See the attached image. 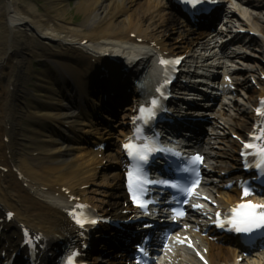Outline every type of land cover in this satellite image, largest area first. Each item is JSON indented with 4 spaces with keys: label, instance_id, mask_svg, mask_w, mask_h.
I'll list each match as a JSON object with an SVG mask.
<instances>
[{
    "label": "bare ground",
    "instance_id": "6f19581e",
    "mask_svg": "<svg viewBox=\"0 0 264 264\" xmlns=\"http://www.w3.org/2000/svg\"><path fill=\"white\" fill-rule=\"evenodd\" d=\"M45 1L41 12L34 0H0V162L14 165L4 177L0 171V178L13 181L22 191H27V211L19 216L31 213L38 226L56 238L69 231L65 208L76 203L78 197L94 203L102 214L118 212L125 195L121 173L110 168L118 162V152L106 151L101 158L97 157L98 152L93 149L97 138L89 140L86 134L98 133L99 125L91 120L89 112L79 105L73 106L66 97L69 91L82 89V78L73 87L62 90L58 78L53 75H86L87 69L69 71L70 65L87 63L91 68L107 53L121 59L135 48L148 55L178 52L200 41L184 27L182 33L170 40L174 24H180L165 0H161L163 8L170 14L157 10L158 0H75L74 8L82 15L79 24L64 22L67 0ZM239 4L252 22L264 28V0H240ZM179 36L181 39L177 41ZM33 57L49 61L51 68L42 73L32 71ZM135 57L138 56L134 55L132 60ZM243 58L257 64L264 55L258 53ZM127 65L132 70L137 66ZM256 77H259V66H251L244 74L249 90L254 93L257 91L251 84ZM113 79L115 77L106 80L105 85H110ZM77 98L82 101V96ZM249 98L238 97L226 111L221 106L218 114L221 129L205 144L217 143L213 154L223 166L235 159L233 151L238 147L229 133H242L245 128V123L236 120L234 114L241 113L250 121L255 118V97ZM131 115L132 112L128 117ZM125 124L129 122L125 121L117 136L127 134ZM75 128L82 133L75 132ZM105 158L109 163L107 168L101 164ZM214 181L218 182L210 180L211 184L205 187L212 194L223 187L222 183ZM87 183L95 186L82 189ZM102 185L110 188L102 190ZM110 185L119 187V191ZM101 193L104 197L99 195ZM223 195L221 203L226 206L229 199L238 200L240 194L233 190ZM72 196L74 200L71 201ZM105 196L117 200L111 202ZM205 240L214 264H239L235 262L238 255L235 247L221 244V238L216 243ZM248 257L246 264H264V251ZM171 264H178L176 258Z\"/></svg>",
    "mask_w": 264,
    "mask_h": 264
},
{
    "label": "snow or ice",
    "instance_id": "6c2138e0",
    "mask_svg": "<svg viewBox=\"0 0 264 264\" xmlns=\"http://www.w3.org/2000/svg\"><path fill=\"white\" fill-rule=\"evenodd\" d=\"M192 8L200 3H206L208 0H184ZM199 11V9H197ZM160 63L164 66H168L171 61L161 59ZM179 63V58L175 61ZM166 90V84L161 85L157 89L160 96H164ZM150 107H143L140 109V113L137 118V131L136 135L132 138L131 142L124 145L126 153L130 157L132 167L127 171V181H128V191L130 194V199L141 209H146L148 203L151 201L146 199L147 191L146 186L160 185L163 187L178 190L185 195V197H194L196 194V189L199 187L200 177L198 172V167L203 165V157L199 154H195L190 158L185 160V163L189 167H185V172H191L196 175L197 179L191 183V185H182L180 182H173L171 180H153L148 175V165L154 161L157 154H171L172 156L179 157L180 154L174 152L172 149L164 148L160 141L158 140V134H153L152 136L146 135V128L141 127L149 126L152 121L157 118L158 111L163 107L160 99L153 98L150 101ZM258 115L264 117V108L258 110ZM139 138L140 142H137ZM254 142L247 143L245 145L246 151L244 153L245 159H249V153H255L258 163V170L264 173V144L255 143V141L264 140V131L260 132L259 135L253 136L251 138ZM249 170H252L249 167ZM244 196L250 195L249 188H243ZM203 199H207L204 197ZM80 209L85 210L81 212H72L71 215L75 219V222L79 225L81 229H84L86 225L96 224L95 219H89L87 216V206L79 205ZM197 210L203 209V205H197ZM172 212L180 217L186 216L187 212L182 209L173 208ZM11 215V214H10ZM218 226L222 229L228 228L231 231H236L241 234L252 236L254 233L264 231V205H256L252 203H245L238 205L227 220L223 218V214H218ZM139 251L143 254H147L143 248ZM80 255L79 250H73V252L66 258L65 264H76V258ZM139 264V262H138Z\"/></svg>",
    "mask_w": 264,
    "mask_h": 264
},
{
    "label": "rangeland",
    "instance_id": "374dc122",
    "mask_svg": "<svg viewBox=\"0 0 264 264\" xmlns=\"http://www.w3.org/2000/svg\"><path fill=\"white\" fill-rule=\"evenodd\" d=\"M38 6L41 12H43V6L46 5L45 0H34ZM75 0H67V13H65L64 22H69L73 24H79L82 23V15H80L76 9L74 8ZM174 35V34H173ZM30 68L31 70H39L42 71L46 68L44 63H42L38 58L33 57L30 62Z\"/></svg>",
    "mask_w": 264,
    "mask_h": 264
}]
</instances>
